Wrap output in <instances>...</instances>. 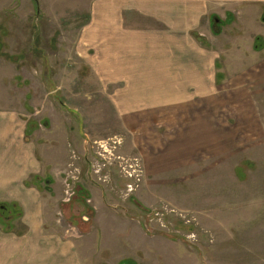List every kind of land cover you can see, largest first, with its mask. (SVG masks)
I'll list each match as a JSON object with an SVG mask.
<instances>
[{
	"label": "rangeland",
	"instance_id": "obj_1",
	"mask_svg": "<svg viewBox=\"0 0 264 264\" xmlns=\"http://www.w3.org/2000/svg\"><path fill=\"white\" fill-rule=\"evenodd\" d=\"M176 2L180 31L165 56L143 51L163 65L146 80L155 90L133 94L108 78L109 65L127 58L110 51V32L92 29L112 20L103 16L111 0H0V120L24 106L33 120L26 137L58 140L62 128L64 146L52 145L44 177L63 160L64 193L46 233L82 240L97 264H264V39L261 51L248 42L264 38V16L241 39L224 4ZM155 18L149 27L177 29ZM42 182L50 190L52 180ZM45 192L43 206L56 205ZM24 215L0 199V236H25Z\"/></svg>",
	"mask_w": 264,
	"mask_h": 264
},
{
	"label": "crops",
	"instance_id": "obj_2",
	"mask_svg": "<svg viewBox=\"0 0 264 264\" xmlns=\"http://www.w3.org/2000/svg\"><path fill=\"white\" fill-rule=\"evenodd\" d=\"M111 1L113 4L109 5V8L106 9L107 12H104L103 16L112 17V20H106L105 23L103 21V25L100 24L102 25L100 28H98L100 25L92 27L93 33L97 38L103 33L110 32L109 38L113 37L112 43H115L111 45L110 51L116 57L122 56L127 58L126 60H118V63H114L113 66L112 63L109 65V82H115L117 86L119 82L125 81L124 88L130 91L134 90L133 94L136 91L141 92L143 89L148 88L147 91H150V89L155 90V82H148L146 80L150 79L151 76H155L154 79L158 80L159 75L157 74H160L158 70L159 67L162 70L163 65H160V62L155 60L148 63L150 59L149 54L146 55L143 51L148 47V53L157 50L158 57L162 58L165 56L164 45L170 43V41H175V37L173 36L176 33L179 34L178 31H180L181 20L178 13L180 5L176 0H169V3L177 7L165 12L163 8H159V3L155 1L152 3L150 0ZM202 1L208 3V5H212V3L224 4V17L236 16L238 29L240 30L239 38L241 39L245 37L244 30L248 29V26L252 27L254 24L259 23L264 16V0ZM195 9H197L196 6ZM154 11H156L157 15L153 14ZM161 15L163 16L162 20L160 19ZM175 15L177 16L176 21ZM99 16L102 17L101 11L95 10L92 17ZM155 17L158 18L161 24H169L170 22L173 25L176 24L177 29L169 26L166 28L160 25L159 28L153 25L149 27L147 20L149 18L154 20ZM169 18H172V20L170 21ZM140 23L141 26H139ZM107 26H109L110 30H106ZM247 32L253 33L252 31ZM256 38L257 33H253V37L248 41L252 40V47H254V40ZM149 40L155 44V49L147 44ZM178 40L179 37H176V41ZM170 47L168 46L167 51L169 54L172 53L171 55L174 57L175 53L174 51L171 52ZM19 70L23 71V68ZM173 76L170 75L168 79L171 80ZM175 79L174 76L173 80ZM170 91L172 93V89ZM22 107V109L15 107L13 111L11 109L13 117L7 125L4 126L0 120V199L3 200L5 198L6 201L17 203L24 210L25 215L22 221L27 226L28 232L21 238L13 235L15 238H12L11 241H8V238H6L8 235L0 236V264H97L96 261L94 262V259L92 260L87 257L88 250L85 252L81 247L82 240L73 241V245H70L68 242H64L61 237H57L58 232L55 228L52 233H49L50 235L46 233L45 227L48 225L55 227L57 221L54 212H57L60 198H62V193H64L62 178L60 177L61 174H59L60 170L58 168L65 165L63 160L60 163L56 162L54 164V174L50 177H44L48 175L46 163L49 157L48 152H51L50 149H52L53 144H56L57 148L64 146L63 136H61L63 131L61 127V130H57L61 132L58 140L53 138L54 135L52 138H42V136H39L41 140H44L42 142H39L35 137L31 139L33 134L30 137H26L28 135V126L30 123H33V120L30 119L32 115L27 112V109L24 106ZM2 111L5 112L3 115L1 114L2 117H7V106ZM26 117L27 119L25 120ZM51 121L53 123V119ZM72 142H76L74 145L78 143L77 141ZM73 147L75 148V146ZM64 155L65 159L68 160V154L65 152ZM34 177H39V181L27 188L25 186L26 182H32V178ZM47 179L52 180L53 184L50 187L52 193L40 185L42 180ZM10 189H13L17 193V196L5 197V191ZM45 191L53 194L55 198L52 197L51 199L57 200L56 205L52 201L51 207H49V203L43 206L42 202L39 201L42 198L41 194H45ZM50 193L49 195H51ZM25 199H33V206L31 202L27 204ZM33 211H36V215L32 213ZM49 238L51 239L50 243L45 242L43 244ZM72 246L74 247L72 248ZM126 260L128 259H124L123 261Z\"/></svg>",
	"mask_w": 264,
	"mask_h": 264
},
{
	"label": "trees",
	"instance_id": "obj_3",
	"mask_svg": "<svg viewBox=\"0 0 264 264\" xmlns=\"http://www.w3.org/2000/svg\"><path fill=\"white\" fill-rule=\"evenodd\" d=\"M216 19H217V17L215 18V21H216ZM224 24V21H221L220 22V25H217L216 23H212V25H214V27H213V33L214 34H216V35H219L221 32H222V25ZM263 38L261 37V36H258L257 38H256V40H255V44H254V49L256 50V51H261L262 50V48H263ZM32 128V125L31 124H29V126H28V131H29V129H31ZM40 179V178H39ZM50 181V180H49ZM37 182V181H36ZM42 183V182H41ZM26 185L27 186H30L31 185V182H27L26 183ZM39 188L40 189H42L41 188V186H39ZM50 192H51V190H49ZM126 262H123L122 264H125Z\"/></svg>",
	"mask_w": 264,
	"mask_h": 264
},
{
	"label": "flooded vegetation",
	"instance_id": "obj_4",
	"mask_svg": "<svg viewBox=\"0 0 264 264\" xmlns=\"http://www.w3.org/2000/svg\"><path fill=\"white\" fill-rule=\"evenodd\" d=\"M1 210H4V208H2ZM5 211V210H4ZM5 219H7V216H4V219L3 220H5Z\"/></svg>",
	"mask_w": 264,
	"mask_h": 264
},
{
	"label": "water",
	"instance_id": "obj_5",
	"mask_svg": "<svg viewBox=\"0 0 264 264\" xmlns=\"http://www.w3.org/2000/svg\"><path fill=\"white\" fill-rule=\"evenodd\" d=\"M219 21V19H216V22H218Z\"/></svg>",
	"mask_w": 264,
	"mask_h": 264
}]
</instances>
